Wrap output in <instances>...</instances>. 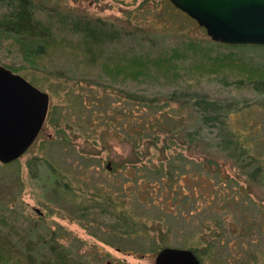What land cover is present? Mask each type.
<instances>
[{"label": "rangeland", "instance_id": "1", "mask_svg": "<svg viewBox=\"0 0 264 264\" xmlns=\"http://www.w3.org/2000/svg\"><path fill=\"white\" fill-rule=\"evenodd\" d=\"M33 1L45 52L0 30V64L50 103L27 151L0 163V264H153L158 246L188 241L202 264H264V187L169 133L195 115L162 100L177 89L232 102L226 126L263 160L264 91L250 82L264 81V47L215 42L170 0ZM75 20L118 38L94 43Z\"/></svg>", "mask_w": 264, "mask_h": 264}, {"label": "water", "instance_id": "2", "mask_svg": "<svg viewBox=\"0 0 264 264\" xmlns=\"http://www.w3.org/2000/svg\"><path fill=\"white\" fill-rule=\"evenodd\" d=\"M215 42L264 47V0H170ZM49 94L0 64V163L16 160L35 141ZM153 264H202L189 247L164 246Z\"/></svg>", "mask_w": 264, "mask_h": 264}, {"label": "trees", "instance_id": "3", "mask_svg": "<svg viewBox=\"0 0 264 264\" xmlns=\"http://www.w3.org/2000/svg\"><path fill=\"white\" fill-rule=\"evenodd\" d=\"M33 4V0H0V30L6 34L7 38L13 37L19 46L24 44L27 49L34 50L33 53L43 54L46 47L45 38L50 35V29L35 16ZM72 23L73 31L77 32L78 28L79 31L81 29L83 35L94 43H100L104 40L115 41L118 38V28L111 27V25L107 27L103 24L98 25L96 22L92 24L89 20L77 22L75 20V23L74 21ZM78 24H82L81 27ZM22 50L25 51L26 49L22 48ZM250 84L255 90L264 91L263 80L256 79ZM125 94L128 98L144 105L153 104L157 100L154 96L137 91H127ZM162 100L165 106L169 105L170 102H176L177 108L192 110L195 115L194 127H189V130L181 133L173 132L174 130L171 128L169 133L180 135L182 141L187 143L200 145V151L205 155L220 153L236 165L248 184L264 187V159L262 160L261 157L259 158L251 152V142L247 137L235 133L226 126L228 114L239 109L234 108L235 105L232 102L225 99L210 98L204 92L190 91L189 93L187 90L177 89L162 93ZM149 124L151 125V123ZM149 124L144 123L143 128L146 129L150 126ZM219 169L217 166L216 170L219 171ZM228 182L229 179L227 181L222 179L221 184ZM188 244L189 248L199 257L200 243L188 241ZM164 246H158L156 250Z\"/></svg>", "mask_w": 264, "mask_h": 264}, {"label": "flooded vegetation", "instance_id": "4", "mask_svg": "<svg viewBox=\"0 0 264 264\" xmlns=\"http://www.w3.org/2000/svg\"><path fill=\"white\" fill-rule=\"evenodd\" d=\"M48 93V92H47ZM49 103H50V94H49V102H48V105H49ZM49 108V107H48ZM48 112V111H47ZM46 118H47V113H46ZM46 118H45V120H44V122L46 121ZM44 122H43V124H42V126H41V130L43 129L42 127H43V125H44ZM40 130V131H41ZM39 131V132H40ZM39 134V133H38ZM38 136V135H37Z\"/></svg>", "mask_w": 264, "mask_h": 264}]
</instances>
